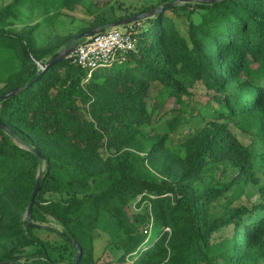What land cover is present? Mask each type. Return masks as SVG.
Masks as SVG:
<instances>
[{"label":"trees","instance_id":"16d2710c","mask_svg":"<svg viewBox=\"0 0 264 264\" xmlns=\"http://www.w3.org/2000/svg\"><path fill=\"white\" fill-rule=\"evenodd\" d=\"M28 1L0 8V49L21 61L0 89V96L18 90L0 101L8 129L0 126V262L23 264L34 247L39 264H75L79 250L77 264H98L95 232L106 212L122 233L115 243L122 264H192L197 257L203 264H264V202L237 203L246 186L259 183L256 160L264 158V0H157L139 13L164 7L161 13L125 25L135 50L90 78L70 58L39 69L69 39L39 46L38 24L8 29ZM62 2L74 11L82 0ZM156 84L193 118L206 120L209 103L214 110L174 140L183 126L178 118L171 134H147ZM197 89L203 105L186 101ZM228 170L233 178L224 182ZM133 203L148 210L134 212ZM46 216L63 225L62 243L40 236L47 228L36 221Z\"/></svg>","mask_w":264,"mask_h":264},{"label":"rangeland","instance_id":"374dc122","mask_svg":"<svg viewBox=\"0 0 264 264\" xmlns=\"http://www.w3.org/2000/svg\"><path fill=\"white\" fill-rule=\"evenodd\" d=\"M62 1L63 0H29L28 3L21 7L20 17L18 19H9L6 26L10 30L21 32L38 24L35 37L39 46H45L56 36L68 37L69 40H67L59 49L58 52H60L66 46L72 45L71 40L76 35L92 30L96 27H103V31H105L110 29V25L113 23L109 22L104 25L93 27L98 21L114 20L126 14L139 13L146 7L157 5L158 2L157 0H109L110 5L105 9H100L97 8L95 4H102L106 2V0H82L80 5H78L74 11H68V9L63 6ZM10 2L11 0H0V8ZM149 18L151 19L152 17ZM124 27L125 26H123V28ZM49 59H51L50 56L45 58L44 62ZM38 65L39 69L42 70L44 67L43 64L38 63ZM20 68L21 61L18 59L14 50L0 49V89L4 87L6 79L11 74L19 71ZM170 92L169 89L164 88L160 84L154 86L149 97V109L152 112L153 124L143 128V130L147 134H171L173 131L171 123L174 119L178 118L182 121L183 126L179 128L177 133L173 134L172 139L174 140L178 135H182L185 132L192 130L193 126L198 128L204 125L208 119V113L214 110V104H207L206 111H202V115L207 117L206 120H203V117L200 118L199 116L193 118L194 113H192V109L176 103L175 99L171 97ZM209 93L214 94L212 91ZM188 100L189 103L191 101L192 104L198 103L203 105L206 101L205 93L204 91L197 89L194 91V94L190 99H186V101ZM198 109L196 112H198ZM168 142L173 149L182 152L179 145H173L171 140H168ZM259 148L260 150L264 149L262 144L259 145ZM256 163L260 181L258 184H250L243 189V195L237 198L238 204L252 205L264 202V158H258ZM44 170L45 168L42 166L38 176H42ZM224 176V182H230L233 178V172L228 170ZM47 197L51 198L55 197V195L49 194ZM132 207L134 212H146L148 210V206L136 209L134 203L132 204ZM214 210L219 211V205L217 203ZM36 224L47 228L39 231L42 238L55 244L63 242L60 233L64 231V227L53 217L46 216L45 220H38L36 221ZM152 228L151 225L148 229L149 233ZM95 233L96 240L94 253L98 264H122L119 260L122 253L115 247L116 241H118L122 235L116 220L110 214L104 212ZM196 254H198L197 251ZM38 258L39 256L36 249L32 247L22 254L20 262L23 264H39ZM192 264L203 263L197 257L196 261Z\"/></svg>","mask_w":264,"mask_h":264},{"label":"built area","instance_id":"2783aa9c","mask_svg":"<svg viewBox=\"0 0 264 264\" xmlns=\"http://www.w3.org/2000/svg\"><path fill=\"white\" fill-rule=\"evenodd\" d=\"M136 42L132 30L112 27L81 40L68 58L88 70L90 78L98 68L123 62L125 53L135 50Z\"/></svg>","mask_w":264,"mask_h":264},{"label":"water","instance_id":"95a60500","mask_svg":"<svg viewBox=\"0 0 264 264\" xmlns=\"http://www.w3.org/2000/svg\"><path fill=\"white\" fill-rule=\"evenodd\" d=\"M170 7V6H169ZM164 7H155L153 9H150L148 11H145V12H142V13H139V14H136V15H133V16H129L127 18H124L120 21H117V22H113L110 26L111 28L112 27H123L125 26L126 24H130V23H133V22H136V21H139V20H142V19H145V18H149V17H154L157 13H161L163 11ZM103 31V27H96L92 30H88V31H85V32H82L78 35H76L72 40V45L71 46H66L64 49H62L58 54L57 56L44 68H48L54 64H56L57 62L59 61H62L63 59L65 58H68L69 55L74 51V49L76 48V46L78 45V43L83 40L84 38H87V37H90V36H93L97 33H100ZM18 90H13V91H10L2 96H0V101L4 98H7L15 93H17ZM0 126L2 128H4L5 130H8L7 127L0 121ZM36 154L39 156V157H42L41 153L39 152L38 149H34ZM41 179H42V176H38L37 178V181H36V184H35V188H34V191H33V195H32V202H31V211H32V207L37 199V196L40 192V187H41ZM74 244L76 245V247L78 248L79 250V245L76 241H74ZM80 255H81V251L79 250L78 251V254H77V259H76V262L75 264L78 263L79 261V258H80ZM10 262H0V264H8Z\"/></svg>","mask_w":264,"mask_h":264}]
</instances>
